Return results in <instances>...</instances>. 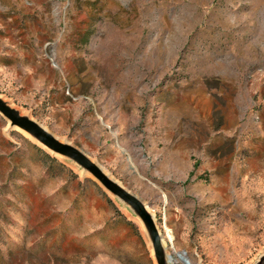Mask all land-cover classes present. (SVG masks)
<instances>
[{
	"label": "rangeland",
	"instance_id": "rangeland-1",
	"mask_svg": "<svg viewBox=\"0 0 264 264\" xmlns=\"http://www.w3.org/2000/svg\"><path fill=\"white\" fill-rule=\"evenodd\" d=\"M0 98L139 197L171 264L264 256V0H0ZM0 264L158 262L129 206L0 112Z\"/></svg>",
	"mask_w": 264,
	"mask_h": 264
},
{
	"label": "water",
	"instance_id": "water-1",
	"mask_svg": "<svg viewBox=\"0 0 264 264\" xmlns=\"http://www.w3.org/2000/svg\"><path fill=\"white\" fill-rule=\"evenodd\" d=\"M0 112L12 121V124L26 132L28 131V133L39 141L40 144L47 146L54 153L61 154L78 162L87 172L90 174L92 173L106 189L111 191L122 203L129 206L134 214L143 221L148 237H150L153 244L158 264H171L172 255L170 256L165 252L163 237L160 234L157 221H155L148 206H146L139 197L105 173L96 162L91 160V158L78 147L60 141L51 132L41 127L36 121L29 117V115H21L19 110L15 109L1 98ZM257 264H264V256Z\"/></svg>",
	"mask_w": 264,
	"mask_h": 264
},
{
	"label": "trees",
	"instance_id": "trees-1",
	"mask_svg": "<svg viewBox=\"0 0 264 264\" xmlns=\"http://www.w3.org/2000/svg\"><path fill=\"white\" fill-rule=\"evenodd\" d=\"M38 150L44 152V154H46L47 157H49L50 159L52 158V157L50 156V154H49L47 151L42 150V149H38Z\"/></svg>",
	"mask_w": 264,
	"mask_h": 264
}]
</instances>
